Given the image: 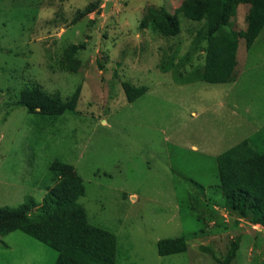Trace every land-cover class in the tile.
<instances>
[{"label":"rangeland","instance_id":"1","mask_svg":"<svg viewBox=\"0 0 264 264\" xmlns=\"http://www.w3.org/2000/svg\"><path fill=\"white\" fill-rule=\"evenodd\" d=\"M183 1L0 0V208L29 197L40 205L54 186L51 164L63 161L84 180L90 223L117 236V264H221L233 242L231 264H264V228L227 211L217 163L264 129V31L251 49L239 39L234 82L177 84L160 66L185 57L202 24L180 17L170 38L139 26L147 8L174 14ZM249 9L238 7L229 30L246 29ZM80 43L75 73L63 62ZM205 55L194 53L187 71ZM125 82L148 91L129 103ZM34 85L64 100L80 88L76 111L28 113L18 101ZM177 237L187 251L160 256L158 242ZM58 256L22 231L0 235V264Z\"/></svg>","mask_w":264,"mask_h":264},{"label":"trees","instance_id":"2","mask_svg":"<svg viewBox=\"0 0 264 264\" xmlns=\"http://www.w3.org/2000/svg\"><path fill=\"white\" fill-rule=\"evenodd\" d=\"M240 5H249L245 30H229L233 13ZM89 7L79 15L83 18L93 12ZM180 17L201 23L190 51L176 62V55L163 63V73H172L177 84L195 82L228 84L235 81L238 66L239 39L251 49L264 31V0H184L174 14L164 7H149L139 28L149 29L163 37H176L182 32ZM85 43L70 45L66 50L63 68L78 72L79 53ZM205 63L191 71L187 65L191 56L202 50ZM127 101L133 103L148 88L123 83ZM81 89L67 100L60 94H49L41 86L24 88L18 105L30 114L59 117L75 112ZM218 173L224 205L230 214L251 225L264 228V129L257 131L217 157ZM54 186L48 188L40 205L32 197L16 208H0V235L22 231L48 245L59 253L55 264H117L118 238L103 228L90 223L86 208L79 202L86 193L83 178L73 165L56 160L50 166ZM237 242H233L221 264H231L236 258ZM185 237L162 239L157 244L160 256L185 253ZM207 250L206 248H203ZM216 258V257H215ZM217 259V258H216Z\"/></svg>","mask_w":264,"mask_h":264},{"label":"water","instance_id":"3","mask_svg":"<svg viewBox=\"0 0 264 264\" xmlns=\"http://www.w3.org/2000/svg\"><path fill=\"white\" fill-rule=\"evenodd\" d=\"M108 8H109V4L107 5L106 10H108Z\"/></svg>","mask_w":264,"mask_h":264}]
</instances>
